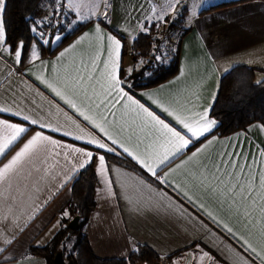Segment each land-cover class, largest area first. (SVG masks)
<instances>
[{"label": "crops", "instance_id": "crops-1", "mask_svg": "<svg viewBox=\"0 0 264 264\" xmlns=\"http://www.w3.org/2000/svg\"><path fill=\"white\" fill-rule=\"evenodd\" d=\"M229 1L237 2L204 14L199 10L184 31L174 33L178 35L176 72L154 86L133 82L134 73L144 63L138 65L132 56H138L132 42L146 30L145 24L162 22L154 0H109L53 54H42L39 46L33 57L30 49L23 65L0 45V120L27 128L7 147L0 135V168L37 131L59 142L55 146L45 142L32 159L26 158L0 180V264H49L30 248L48 244L59 232L63 218L69 216L64 215L63 208L71 198L73 181L90 163L96 173V207L84 232L97 256L125 258L142 244L156 251L162 264H264L244 244L249 240L257 251L264 244V126L255 122L245 130L218 136L213 134L218 121L211 114L226 72L237 65L264 69V0H224L217 4ZM44 8L46 17L52 16L51 4L45 3ZM51 19L45 28L49 31L46 39H50L43 44L47 47L57 45H52L51 37L63 27L61 16ZM5 34L9 45L6 29ZM108 36L120 41L119 53L114 54L118 75L125 91L139 104L182 134L186 130L169 112L193 115L208 110L209 119L216 121L210 132L193 138L183 151L173 156L171 152L176 149L172 148L164 165L156 168L158 159L153 162L157 175L166 177L167 183L139 162L145 146L153 140L152 130L140 126L126 98L103 96L107 89L103 74L109 62ZM128 54L132 61L126 66ZM69 74L85 79L89 96L95 89V103L99 99L120 102L114 108L101 106L90 111L87 101L81 105L80 99L71 97L77 107H70L48 87H59L56 81L62 82ZM65 96L68 98L67 93ZM81 112L90 119L85 120ZM99 112L107 122L100 119ZM25 115L29 121L23 120ZM32 119L45 127L31 124ZM95 124L103 125L107 135ZM108 136L117 143L113 145ZM89 140L103 142L115 151L100 149ZM61 145L82 148L91 152L92 158L72 155ZM124 147L129 151L124 152ZM193 153L196 156L189 160ZM99 155L105 157L103 171ZM213 174L225 185H218ZM236 182L248 188L244 199L240 191L219 195L209 190ZM225 225L232 228L231 233Z\"/></svg>", "mask_w": 264, "mask_h": 264}, {"label": "trees", "instance_id": "trees-1", "mask_svg": "<svg viewBox=\"0 0 264 264\" xmlns=\"http://www.w3.org/2000/svg\"><path fill=\"white\" fill-rule=\"evenodd\" d=\"M42 0H6V11L3 14L4 27L7 33L9 45L25 40L26 44L36 37L29 31L30 21L35 8ZM237 1H229L210 6L200 11V14L208 13L216 9L229 6ZM25 17H29L28 21ZM160 22L145 24L146 30L133 40L132 48L138 56L144 59L143 66L136 70L133 82L142 87L154 86L175 72L177 62L176 51H168L161 59L155 57L159 37ZM178 25L170 23L169 28L178 33ZM83 26L66 34L62 41L55 47L42 46V54H53L57 49L68 42ZM183 28V27H180ZM173 33V34H174ZM24 55L23 65L30 52ZM170 50V48H169ZM255 67L237 65L226 72L220 81V90L212 108V116L218 121V127L213 134L226 136L245 130L250 124L259 122L264 126V78L256 81ZM96 173L92 163L80 171L73 181L72 195L63 208L69 216L63 218L62 226L54 238L41 247H31L30 252L44 256L49 264H54V256L57 251H63L68 264H162L161 256L148 245L139 244L135 250L125 258H101L92 249L84 227L91 213L96 207L95 202ZM80 215V227L78 230L71 229L68 224L71 219ZM73 231H80L76 245L66 248L65 239Z\"/></svg>", "mask_w": 264, "mask_h": 264}, {"label": "snow or ice", "instance_id": "snow-or-ice-1", "mask_svg": "<svg viewBox=\"0 0 264 264\" xmlns=\"http://www.w3.org/2000/svg\"><path fill=\"white\" fill-rule=\"evenodd\" d=\"M176 3H179V0H176ZM58 0H52V16L55 18L56 16H63V8L64 5L61 3L57 7ZM76 7H79L78 5ZM95 7V6H94ZM174 7V5L169 6ZM6 11V0H0V45H5L11 55L15 57L16 62L23 63L24 55L27 54L29 48L32 50V56L35 57L36 52L35 50L44 43H49L46 39L47 33L45 32V28L48 27V18L44 17L41 20L37 21L35 19H31L29 31L32 33H36V37L29 41L26 44L25 40L21 39L17 43L13 45L6 44V34H5V27H4V20L3 14ZM167 9L162 10L160 15V19H164V15L166 14ZM95 14V13H94ZM88 18V17H84ZM30 18L25 17V20L28 21ZM103 19H107V13H103ZM59 22V21H58ZM43 26V27H42ZM157 27L159 24L156 25ZM99 25L97 24V28ZM56 40H59L60 37L57 35L55 37ZM110 43V50H109V62H106L105 68L106 71L103 74L105 81L107 82V89L103 91V96L105 98L112 97L113 94L119 96L120 99L126 98L128 106L135 109V116L137 119L140 120L141 127L150 128L153 132V140L150 144L145 146L143 153L140 154L142 157L139 162L143 164L144 167L148 169L154 176H157V179L162 181L163 183H167L166 177H160L157 175L156 168L164 165L170 159V151L172 148H175V152H171V155H176L177 153L183 151V149L192 141L193 138H198L203 136L205 133L211 131V129L216 125V121L214 119H209L208 117V110L203 111L202 113H195L193 115H187L183 111H173L169 112V115L173 117L178 125H180L181 129L186 130L185 134H182L180 130H177L175 127H171L169 124L165 123L162 119H160L157 115L153 112L149 111L148 108H145L142 104H139L138 101L134 100L131 95L124 89V81L118 75V60L115 58V55H118L119 48H120V41L113 36L107 37ZM64 53H61L63 56ZM110 63V66H109ZM91 80V77H88ZM56 84L59 87L54 86L53 84H48V87L52 88L53 92L56 96L61 97L64 99L65 103L68 104L72 108H76L77 105L74 103V100L71 97H76L80 99L81 105L84 104L85 101L88 102L89 110L92 111L93 109H100L101 106H105V110L108 107L114 108L116 104L120 102V99L109 101L108 99H99L98 103H95V89L93 88V95L89 96L88 94V86L85 85V79L79 75L69 76L61 81H56ZM68 94V98H66L65 94ZM3 111V110H0ZM167 111V109H165ZM190 111V110H189ZM101 120L107 122V118L103 115V112L98 113ZM14 115H19V113H14ZM80 115L84 116L85 120H89V116L85 115L83 112ZM115 115V113H112ZM23 120L29 121V116H23ZM31 124L38 125L39 128L43 129L45 127L44 124L38 123L36 119H32L30 121ZM95 127H99L101 131H104L107 135V129L101 124H95ZM56 131V129H52ZM27 128L21 126L20 124L10 123L8 120H0V135L3 136L5 144L4 147L11 145L14 141H16L21 134L25 133ZM68 135V133H64ZM80 137H76L79 139ZM108 139L111 140L112 144L115 145L117 143L116 140H113L111 136H108ZM45 142L51 144L53 146L58 145L59 142L52 140L50 137L45 136L42 132L37 131L35 134L24 143L23 147L16 153L15 156L7 163L4 164L2 168H0V180L7 178L8 174L13 173L14 170L17 169L22 162L28 158L32 159L34 153H38L39 147L43 145ZM88 143H96L97 147L100 149H105L108 152H114L115 149L113 147L107 146L105 143L95 140H89ZM61 147L68 148L70 154H82L87 158H92V153L89 151H85L82 148H73L67 145H61ZM123 147V145H121ZM124 152H128L129 149L124 147ZM161 150H163L161 152ZM3 152V148H0V153ZM131 155V153H129ZM60 155V153H57ZM196 156V153H193L192 157H189V160H192ZM162 157V158H161ZM100 162L101 170H104V155H99L98 157ZM158 159V164L156 168L153 167V162ZM83 167V165H81ZM219 172V169H217ZM213 179L217 181L218 185H225V181L213 174ZM234 179V178H233ZM250 187V185H249ZM261 187L264 188V175L261 177ZM212 193L216 194L217 192L219 195H234L237 191L241 192V199H244V193L248 192V188H246L243 184L236 182L235 184H229L223 188H216L211 187L209 189ZM184 195L191 200V197L188 196L187 193ZM248 198L251 199L252 196L249 193ZM64 215H68L66 212ZM211 216V213H208ZM227 231L229 233L232 232L231 227H227ZM261 234L264 236V228L261 229ZM244 244L246 245L248 251L255 254V256L262 261H264V244H262L260 251H257V248L253 246V244L245 239ZM2 251V250H0ZM254 264V261L251 262Z\"/></svg>", "mask_w": 264, "mask_h": 264}, {"label": "rangeland", "instance_id": "rangeland-1", "mask_svg": "<svg viewBox=\"0 0 264 264\" xmlns=\"http://www.w3.org/2000/svg\"><path fill=\"white\" fill-rule=\"evenodd\" d=\"M108 1L109 0H58L57 7L61 3L64 5V8L62 10L63 16L61 17L63 20V27L57 29L52 34V45H56L61 42L66 34L74 31V29L77 28L81 23L92 18L97 12H99V10L101 11V9L103 8L102 6L107 5ZM154 1L158 4V15H161L162 10L167 9L166 14L164 15V19L162 20V22H160L161 25L159 26V29L161 30L159 34L161 43L158 44L155 51V57L161 59L162 55L168 53V51H172V53H174L175 51L178 35L173 34L174 32L169 28L170 23L177 24V29L179 30V32H182L184 31V28H186L188 24L193 21L194 15L197 11L213 6L214 4H217L218 2L224 0H179V3H176V0ZM45 3L52 4V0H44L37 6L32 14L33 19L39 21L42 18L46 17V11L44 8ZM77 5L79 7H76ZM170 5H174V7L170 8ZM51 17L52 16L48 14V25L51 24ZM159 21H161V19ZM45 32L49 34V31H47L46 29ZM57 35L60 37L59 40L55 39ZM48 40L50 42L49 38ZM38 50L39 47L35 50V52H37ZM132 56L134 57L133 59H135L138 65L144 63L145 61L142 58L140 59L136 54H132ZM130 57L131 55L128 54L126 66H128V62L132 61ZM263 78L264 69L256 70V81H261ZM79 235L80 231H73L69 234V238L65 239L67 243V249H71L76 245Z\"/></svg>", "mask_w": 264, "mask_h": 264}, {"label": "water", "instance_id": "water-1", "mask_svg": "<svg viewBox=\"0 0 264 264\" xmlns=\"http://www.w3.org/2000/svg\"><path fill=\"white\" fill-rule=\"evenodd\" d=\"M68 226L74 230L78 229L80 227V215L74 216ZM54 264H68L65 260L63 251L56 252L54 256Z\"/></svg>", "mask_w": 264, "mask_h": 264}]
</instances>
